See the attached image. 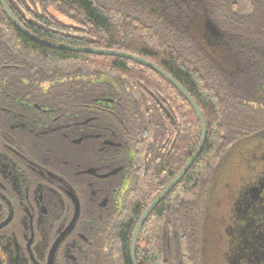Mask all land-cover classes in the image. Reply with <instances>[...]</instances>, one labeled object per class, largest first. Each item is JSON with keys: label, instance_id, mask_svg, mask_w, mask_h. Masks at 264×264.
I'll return each mask as SVG.
<instances>
[{"label": "trees", "instance_id": "1", "mask_svg": "<svg viewBox=\"0 0 264 264\" xmlns=\"http://www.w3.org/2000/svg\"><path fill=\"white\" fill-rule=\"evenodd\" d=\"M120 1L4 0L14 18L35 37L143 58L170 75L194 100L205 123L203 148L146 218L137 234L134 258L136 264H198L194 222L205 210V204L199 202L203 185L227 160L223 155L225 140L232 150L264 132V95L258 93L264 86V0H204L210 17L226 32L235 30L246 46L236 48L242 56H238L240 70L235 75L212 64L179 23L171 27L158 20L150 0H139L149 3V8L136 6L132 0ZM47 8L70 17L77 26L62 25ZM247 59L251 65L245 64ZM3 62L8 64V91L32 85L24 79L48 78L52 84L46 91L64 94L61 102L69 109L72 94L79 96L77 103H81L84 94L112 93L119 87L126 93L124 118L135 130L138 120L146 126L148 141L155 139L160 144L166 139V124H175L169 135L171 150L164 148L157 157L153 153L147 156L150 160L143 166L135 200L116 227L109 264H131L130 242L136 224L199 145L200 125L193 109L171 83L148 67L123 58L39 45L20 34L0 8V64ZM251 76L253 89L248 92ZM92 77H106L111 88L99 89L95 80H87ZM5 78L6 73L0 70L3 90Z\"/></svg>", "mask_w": 264, "mask_h": 264}, {"label": "flooded vegetation", "instance_id": "2", "mask_svg": "<svg viewBox=\"0 0 264 264\" xmlns=\"http://www.w3.org/2000/svg\"><path fill=\"white\" fill-rule=\"evenodd\" d=\"M148 4L158 20L171 27L179 23L188 36L190 18L200 15L207 38L200 42L203 49L226 47L236 66L228 74H239L242 54L236 48L246 46L235 30L226 32L210 17L204 0ZM208 23L219 37L209 31ZM0 70L7 75L6 88L0 85V264H109L116 227L135 200L143 166L150 160L146 158L151 153L157 157L164 148L171 150L169 135L175 124H166V139L160 144L148 141L146 126L138 120L135 130L124 118L126 93L119 87L112 93L84 94L81 103L72 94L65 109L64 94L46 91L50 79H24L32 85L8 91V64L1 63ZM95 81L99 89L111 88L106 77ZM252 81V76L247 79L248 92ZM258 93L264 95V86ZM254 178L245 185L253 203L264 200V178ZM257 229L252 233L259 234ZM253 258L255 264H264V254Z\"/></svg>", "mask_w": 264, "mask_h": 264}, {"label": "rangeland", "instance_id": "3", "mask_svg": "<svg viewBox=\"0 0 264 264\" xmlns=\"http://www.w3.org/2000/svg\"><path fill=\"white\" fill-rule=\"evenodd\" d=\"M47 13L62 25L77 26L73 19L53 8H47ZM190 19L188 37L196 49L207 53L214 50V54L206 53L208 58L212 60L219 54L220 58H213L216 66L225 73L234 71L235 62L226 47L205 45L206 51L203 49L200 42L207 38L203 35L201 16ZM223 155L227 159L225 164L218 166L203 185L199 200L205 204V210L194 222L198 264H255L253 257L264 254V200L253 203L245 185L255 176L264 178V133L232 150L229 140H225ZM261 197L264 199V195ZM254 229L259 234L252 233Z\"/></svg>", "mask_w": 264, "mask_h": 264}, {"label": "water", "instance_id": "4", "mask_svg": "<svg viewBox=\"0 0 264 264\" xmlns=\"http://www.w3.org/2000/svg\"><path fill=\"white\" fill-rule=\"evenodd\" d=\"M0 8L2 9L3 13L9 20V22L13 25V27L23 36L28 38L34 43H37L42 46H46L49 48L57 49V50H64L68 52L73 53H79V54H88V55H98V56H108V57H116V58H123L126 60H130L136 63H139L145 67H148L149 69L155 71L160 76H162L164 79H166L169 83H171L178 91L179 93L185 98V100L188 102V104L193 109L199 125H200V141L199 145L194 152V154L191 156V158L188 160V162L184 165V167L181 169V171L176 175V177L159 193V195L152 201V203L149 205V207L145 210V212L140 217L138 223L135 226L131 243H130V262L131 264L135 263L134 258V247H135V241L137 238V234L145 222L146 218L149 216V214L154 210V208L161 202V200L177 185V183L183 178V176L187 173V171L190 169L192 164L194 163L195 159L200 154L203 144L205 141V123L204 119L202 117V114L195 104L194 100L191 98V96L182 88L170 75H168L166 72H164L160 67L150 63L149 61L131 55L123 52L113 51V50H104V49H97V48H83V47H74V46H65L61 44L52 43L46 40H42L38 37H35L30 32H28L20 23L14 18V16L11 14L10 10L8 9L7 5L5 4L4 0H0ZM207 28L209 31L216 37H219V32L215 28V26L212 23H208Z\"/></svg>", "mask_w": 264, "mask_h": 264}]
</instances>
